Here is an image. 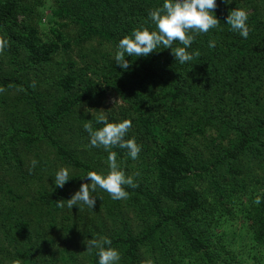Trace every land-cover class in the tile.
Here are the masks:
<instances>
[{
    "label": "trees",
    "instance_id": "16d2710c",
    "mask_svg": "<svg viewBox=\"0 0 264 264\" xmlns=\"http://www.w3.org/2000/svg\"><path fill=\"white\" fill-rule=\"evenodd\" d=\"M162 3L0 0V264H98L92 237L111 240L119 264H264V0H217L220 28L195 35L191 62L158 49L120 69L119 40ZM235 8L247 39L225 24ZM100 112L132 121L138 158L112 151L136 186L122 200L97 187L93 210L70 209L83 177L108 170L83 127Z\"/></svg>",
    "mask_w": 264,
    "mask_h": 264
},
{
    "label": "clouds",
    "instance_id": "9594fccd",
    "mask_svg": "<svg viewBox=\"0 0 264 264\" xmlns=\"http://www.w3.org/2000/svg\"><path fill=\"white\" fill-rule=\"evenodd\" d=\"M232 0H224L230 4ZM217 7V0H163L162 6L150 10L148 19L150 26L141 25L132 30L130 35L121 38L116 46L113 59L115 65L124 71L130 70L131 64L126 57H147L158 49H171L176 62L184 65L194 58L189 52L195 35L208 33L210 29H219L220 21L214 13ZM226 25L234 33L238 32L243 39L249 36L248 13L243 8H235L229 11L226 18ZM154 26V27H152ZM222 30V29H221ZM174 42H179L180 47H173ZM214 40L209 42V47H215ZM7 46L5 39H0V50ZM91 121V119L89 120ZM95 123L100 127H94L91 122L83 125L84 130L89 134L90 146L93 148L102 147L108 152L106 174L89 171L83 178L90 183H81L79 189L67 199V207L81 205L92 209L96 204L97 197L90 195L99 187L107 192L111 199H126L129 193L127 187H135V179L132 175H126L117 162V153L112 151L118 147L127 151L128 157L136 160L141 152V146L135 138L125 139L132 127L130 119L120 122H110L108 117L100 112L96 115ZM37 161H33L35 167ZM53 178L56 187L62 188L68 181L69 169L59 168ZM255 204L262 203L261 197L257 196ZM88 251L95 250L98 257V264H119L121 255L119 251L111 247V240L106 237L91 238L85 243Z\"/></svg>",
    "mask_w": 264,
    "mask_h": 264
},
{
    "label": "rangeland",
    "instance_id": "374dc122",
    "mask_svg": "<svg viewBox=\"0 0 264 264\" xmlns=\"http://www.w3.org/2000/svg\"><path fill=\"white\" fill-rule=\"evenodd\" d=\"M46 3H47L46 4L47 5V9H45V11H44L43 19L41 20V25H40V28H41V30L43 32L48 31L49 28H50V26H51V21L49 20V17H50V14H51V9H50L49 3L48 2H46ZM115 102H120L121 103V101H120L119 98H116L113 95H110L109 96V99L107 100L106 103H107V105L110 106V105H112ZM56 167H57V169H59V168H66L65 166H61L60 164H58V166H56ZM234 229H236L237 231L240 230V226H239L238 223H235L234 224ZM237 246L240 247V244L237 245ZM258 256H261V255H258ZM248 261H249V259H248Z\"/></svg>",
    "mask_w": 264,
    "mask_h": 264
}]
</instances>
